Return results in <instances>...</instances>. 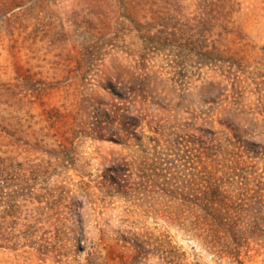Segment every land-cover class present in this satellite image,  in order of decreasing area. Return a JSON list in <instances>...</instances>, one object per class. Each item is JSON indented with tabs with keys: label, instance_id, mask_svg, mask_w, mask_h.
Masks as SVG:
<instances>
[{
	"label": "rangeland",
	"instance_id": "1",
	"mask_svg": "<svg viewBox=\"0 0 264 264\" xmlns=\"http://www.w3.org/2000/svg\"><path fill=\"white\" fill-rule=\"evenodd\" d=\"M0 264H264V0H0Z\"/></svg>",
	"mask_w": 264,
	"mask_h": 264
},
{
	"label": "trees",
	"instance_id": "2",
	"mask_svg": "<svg viewBox=\"0 0 264 264\" xmlns=\"http://www.w3.org/2000/svg\"><path fill=\"white\" fill-rule=\"evenodd\" d=\"M146 75H147L146 71L141 72L139 80H141L143 82L146 78Z\"/></svg>",
	"mask_w": 264,
	"mask_h": 264
}]
</instances>
